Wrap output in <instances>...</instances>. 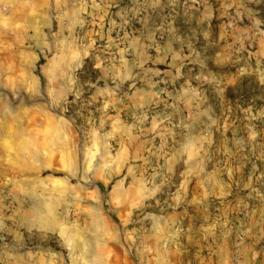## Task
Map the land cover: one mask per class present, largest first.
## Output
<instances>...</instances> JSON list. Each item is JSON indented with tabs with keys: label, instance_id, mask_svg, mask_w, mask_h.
Wrapping results in <instances>:
<instances>
[{
	"label": "rangeland",
	"instance_id": "obj_1",
	"mask_svg": "<svg viewBox=\"0 0 264 264\" xmlns=\"http://www.w3.org/2000/svg\"><path fill=\"white\" fill-rule=\"evenodd\" d=\"M0 264H264V0H0Z\"/></svg>",
	"mask_w": 264,
	"mask_h": 264
}]
</instances>
